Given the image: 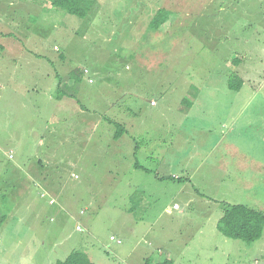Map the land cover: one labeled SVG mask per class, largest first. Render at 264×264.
Returning a JSON list of instances; mask_svg holds the SVG:
<instances>
[{"label": "rangeland", "instance_id": "obj_1", "mask_svg": "<svg viewBox=\"0 0 264 264\" xmlns=\"http://www.w3.org/2000/svg\"><path fill=\"white\" fill-rule=\"evenodd\" d=\"M217 1L204 9L205 0H77L88 10L82 19L32 0H0V31L6 30L0 41L11 38L0 49V264H55L72 250L95 264H122L136 248L147 250L146 264H264V224L251 244L227 239L215 225L221 210L204 207L192 191L178 194L170 178L160 180L154 198L147 193L141 223L129 221L124 209L132 194L122 178L131 159L112 139L124 120L162 137L170 130L166 110L192 100L194 85L219 83L214 75L234 72L235 60L252 78H264V12L253 6L248 14L220 13ZM156 7L169 8L172 18L154 32L145 22ZM263 96L264 88L253 106ZM216 105L230 106L224 98ZM176 117L173 111L170 119ZM242 145L264 164L262 143L250 135ZM237 152L243 153L240 144ZM196 158L188 157L193 165ZM205 173H196L197 183H205ZM240 195L216 197L235 204ZM255 196V209L264 212V193L257 189ZM174 201L184 214L162 216Z\"/></svg>", "mask_w": 264, "mask_h": 264}, {"label": "crops", "instance_id": "obj_2", "mask_svg": "<svg viewBox=\"0 0 264 264\" xmlns=\"http://www.w3.org/2000/svg\"><path fill=\"white\" fill-rule=\"evenodd\" d=\"M112 1L115 2L116 0ZM139 1L143 3L142 0ZM208 1L210 0H205L204 9L211 4L207 3ZM225 1H217L216 11L222 13L226 10H232L248 14V8L255 6L258 7V14L264 12V0H249V4L243 6L242 1L230 0V4H226ZM250 11L252 12V9ZM217 32L222 31L218 30ZM10 41L11 38L8 42L0 41L1 51L4 45L9 44ZM15 47L17 46L15 45ZM244 65L240 60L233 63L234 72L242 79V85L237 91L228 88V77L221 74L214 75L221 80L219 83L211 82L216 81V79H206L204 81L206 84L194 85L195 92L192 95V100H181L174 110L172 108L166 110L167 116L164 118V122L166 127L170 126V130L169 133H166L164 131L166 127H163L162 137L155 136L144 125L138 126L135 122H130L128 118L123 121L120 131L118 130L112 135V139L114 137L115 141L125 146L127 156L131 159L128 170L122 178L123 183L127 184L128 194H132L126 199L127 204L124 207L129 221L138 220L140 223L143 221L148 209L145 202H150L146 198L147 193H151L152 198H154L156 192L153 190L160 187V180L164 177L173 180L171 186L178 194L192 191L193 194L199 196L198 201L203 203L204 207L212 205L221 210V205L224 203L219 204L216 194H240L242 192V196L238 197L241 201L235 204L245 205L252 209L256 208L257 205L251 197H256L257 189L264 193V164L262 162L257 163L251 153L244 152L242 138H248L252 135L255 145L262 143L264 146V103H260L258 107L253 106L260 96L262 88H264V78H252L253 76L248 73L249 69L246 66L245 68ZM231 73L228 71V75ZM230 92L233 94H229ZM223 98L230 106L218 107L216 105L219 99ZM61 100L58 99V101ZM251 108L252 119L242 122L243 115L249 110L251 111ZM81 110H83L82 107ZM173 111L178 116L176 121L170 119ZM221 112H225L222 119L219 117ZM133 115H135L133 117L135 120L141 115V112L133 113ZM191 123L194 127H189ZM239 126L241 127L238 128ZM91 129H99V125L93 126ZM186 132H193L190 143L185 139ZM210 134L211 139L204 144ZM236 135L241 137H235ZM193 137H197V139H193ZM198 138L201 142L199 144H197ZM239 144L243 151L242 154L237 152ZM197 154L198 158L193 165L188 157ZM260 154L264 155V151ZM214 159L219 160V162L216 163ZM203 169H206L207 173L204 174L202 181L211 184V188L207 187L208 189H206L205 183H197L195 180L198 178L196 173ZM110 173L112 174L111 171ZM33 174L31 173V176ZM42 177L44 182L46 179L44 176ZM140 178H144V182H137ZM148 178H151L154 184L150 185ZM216 186L217 189H215ZM191 200L193 201L194 198L192 197ZM191 200L188 199L184 205L187 206ZM174 204H178L177 209L173 208ZM173 205L172 207H163L160 214L166 217L175 213L182 216L184 210H182L181 204L174 201ZM218 219L215 221L216 228ZM129 231L132 232L133 230ZM146 251L144 248H136L122 258L121 263L146 264L150 261ZM117 256L115 255L116 258ZM118 258L120 259L119 256Z\"/></svg>", "mask_w": 264, "mask_h": 264}, {"label": "trees", "instance_id": "obj_3", "mask_svg": "<svg viewBox=\"0 0 264 264\" xmlns=\"http://www.w3.org/2000/svg\"><path fill=\"white\" fill-rule=\"evenodd\" d=\"M35 4L43 5L46 4L52 8L60 9L71 16L78 18H86L88 10H82L79 7L77 0H32ZM169 8H156L154 13H151L145 26H148L154 32L170 21L171 12ZM0 32H4L2 30ZM0 33V34H4ZM4 48V47H3ZM63 58L62 55H59ZM58 56V60H59ZM237 61V60H235ZM86 70H84L85 73ZM88 73V72H87ZM228 88L232 91H237L242 85V79L235 72H232L227 76ZM91 80V79H90ZM88 80V83H90ZM71 98V95H66ZM60 98V95L57 99ZM73 99V98H72ZM118 127H120L117 124ZM121 129V128H119ZM137 146V143H136ZM221 216L217 222V230L222 233L227 239L242 241L247 244H251L259 240L262 236L263 224H264V213L258 210L249 208L245 205L240 204H227L221 205ZM5 218L0 217V226L3 224ZM55 264H95L92 259L86 253L78 250H72L63 259L58 260ZM158 264H172L169 259H166Z\"/></svg>", "mask_w": 264, "mask_h": 264}, {"label": "built area", "instance_id": "obj_4", "mask_svg": "<svg viewBox=\"0 0 264 264\" xmlns=\"http://www.w3.org/2000/svg\"><path fill=\"white\" fill-rule=\"evenodd\" d=\"M85 73H87V71H85ZM90 82H91V81H90ZM9 158H10V159L12 158V155H11V154H9ZM41 196L43 197V195H41ZM49 203L52 204L53 201H50ZM173 208H174V209H177V208H178V205H177V204H174V205H173ZM79 228H80V227L77 226V227H76V230H79Z\"/></svg>", "mask_w": 264, "mask_h": 264}, {"label": "clouds", "instance_id": "obj_5", "mask_svg": "<svg viewBox=\"0 0 264 264\" xmlns=\"http://www.w3.org/2000/svg\"><path fill=\"white\" fill-rule=\"evenodd\" d=\"M90 81H92V80H90ZM91 83V82H90ZM12 159V158H11ZM50 204V203H49ZM53 204V203H52ZM178 205V204H177ZM114 239H115V237H110V241L111 242H114L115 243V241H114ZM118 244H121V240L120 239H118Z\"/></svg>", "mask_w": 264, "mask_h": 264}]
</instances>
